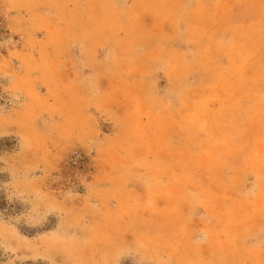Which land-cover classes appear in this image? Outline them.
I'll list each match as a JSON object with an SVG mask.
<instances>
[{
  "label": "rangeland",
  "instance_id": "obj_1",
  "mask_svg": "<svg viewBox=\"0 0 264 264\" xmlns=\"http://www.w3.org/2000/svg\"><path fill=\"white\" fill-rule=\"evenodd\" d=\"M214 1L0 0V264H264V171L225 185L191 98Z\"/></svg>",
  "mask_w": 264,
  "mask_h": 264
},
{
  "label": "crops",
  "instance_id": "obj_2",
  "mask_svg": "<svg viewBox=\"0 0 264 264\" xmlns=\"http://www.w3.org/2000/svg\"><path fill=\"white\" fill-rule=\"evenodd\" d=\"M213 4L215 12L208 17L211 28L206 32L210 38L219 39L221 46L216 48L218 57L212 66L208 61L199 65L205 66L204 83L199 87L195 85L190 91L194 93L191 98L199 96L203 102L222 100L221 115L227 132L236 134L234 131H237L239 148L248 149L239 163L234 164V169L225 172V185L233 186L237 182L244 184L250 177V170L261 177L264 171V166L261 167L262 163L264 165V0H216ZM169 13L170 10H165L162 16L167 17ZM214 21L227 22V33H220L221 28L212 24ZM209 47L210 42L205 41L197 51L202 53V49ZM171 51L176 52L175 56L168 51L167 57L171 54L179 59L185 58L178 50ZM194 79L193 83L197 82ZM249 116H253L250 121ZM224 138L222 136L224 142H233ZM249 162L254 163L253 167ZM225 163L230 164V160ZM262 182L264 184V180Z\"/></svg>",
  "mask_w": 264,
  "mask_h": 264
},
{
  "label": "trees",
  "instance_id": "obj_3",
  "mask_svg": "<svg viewBox=\"0 0 264 264\" xmlns=\"http://www.w3.org/2000/svg\"><path fill=\"white\" fill-rule=\"evenodd\" d=\"M28 264H46V263H42V262H33V263H31V262H29Z\"/></svg>",
  "mask_w": 264,
  "mask_h": 264
}]
</instances>
